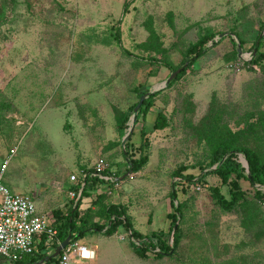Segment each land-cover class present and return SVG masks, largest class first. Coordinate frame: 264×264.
Listing matches in <instances>:
<instances>
[{
	"label": "rangeland",
	"instance_id": "1",
	"mask_svg": "<svg viewBox=\"0 0 264 264\" xmlns=\"http://www.w3.org/2000/svg\"><path fill=\"white\" fill-rule=\"evenodd\" d=\"M206 37L205 54L191 64L189 48ZM263 37L264 0H0L2 183L50 213L78 204L70 193L104 159L115 182L96 184L80 212L88 210L89 227L105 228L79 241L99 246L79 264H264V200L254 191L264 187L240 179L246 201L223 211L211 188L230 200L231 186L213 173L221 163L210 166L223 144L245 169L236 149L264 161V61L253 63ZM186 63L163 87L174 72L165 64ZM145 90L155 92L148 114L124 147L128 130L121 135L117 119L132 118ZM159 113L168 127L154 131ZM127 145L136 158L148 157L139 171L129 173ZM182 167L194 181H180ZM174 185V203L182 204L176 231L168 217ZM110 205L124 207L144 236L172 246L180 232L179 246L163 258L141 257L123 226L107 237Z\"/></svg>",
	"mask_w": 264,
	"mask_h": 264
},
{
	"label": "trees",
	"instance_id": "2",
	"mask_svg": "<svg viewBox=\"0 0 264 264\" xmlns=\"http://www.w3.org/2000/svg\"><path fill=\"white\" fill-rule=\"evenodd\" d=\"M117 41L119 44H121L120 41V31L117 32L116 35ZM211 40V37H206L203 39H200L197 43L192 45L188 52H187V58L191 59V64L196 62V60L200 57H202L205 54V47L207 46L208 42ZM262 41L259 42L258 47L255 46L256 50V59H253V63L258 65L260 61H264V51H261V49L264 46V37L261 39ZM242 46L243 43L241 42ZM126 54V50H124ZM165 67L169 68L172 71H176L178 68H174L172 65L165 64ZM185 73V69L181 71V73L176 77L179 78L181 75ZM175 78V79H176ZM147 94V90L140 91L139 97ZM147 100V101H146ZM138 113L136 124L138 123L139 118L141 115L145 116L148 114V108L151 105V98H147ZM146 106V107H144ZM144 107V108H143ZM118 121V131L121 135H123L126 130L129 129V122L130 117L128 115H123L122 117L117 119ZM168 127V121L166 117L163 114H158L155 122L153 123V130H163ZM142 136H143V142L142 145L148 146V139L146 138L147 132L142 128ZM130 142V141H129ZM129 147V145L126 146V150ZM130 148V147H129ZM235 149V148H234ZM233 150L232 145H220V147L217 149V151L214 154V158L211 161L210 166L220 164L224 157L231 153ZM236 151H240L243 153V155L246 157V161L249 164V171L248 175L245 174L246 169L242 166V164L237 163L233 160L235 153L232 152L233 155L228 156L223 163L213 172L214 174L218 175L223 184H229L231 186V199L227 200L220 192V188H211V192L213 194V198L219 207L223 211H231L233 210L237 205H240L246 201L245 193L242 191L241 186L239 184L240 179L248 180L249 183L252 186H262L264 187V161L260 157L258 153H256L253 150L247 149L246 147L236 149ZM127 155L130 159V166H132L133 171H139L143 166H145L148 162V157H140L139 159L136 158V155H133V153H130L129 149L126 151ZM186 168L182 167L179 169L176 173L177 177L180 179L182 183L185 184V182H192L195 180V176L192 174L184 175L182 172L185 171ZM95 171H88L86 183L81 193V198L79 200L78 204L71 203L68 208H60L52 211V214L55 218V224L58 230V235L56 239L53 241L52 244L46 245L45 239L43 243L39 245L36 252L33 255L25 256L22 260L17 261L13 264H37L39 261L45 259L48 256V253L54 249L57 248V243H62L67 239L68 236L71 237L72 242H77L84 238V236L88 232H92L95 229L100 232L105 227H102L98 225L97 223H93L89 227V212L88 210L85 213L80 212V206H81V200L85 197H89L91 195V192L94 191L93 187L96 184L102 183L101 179L94 175ZM233 173H236V180L229 182L231 176ZM250 176V177H249ZM204 178L198 179L200 183L203 182ZM177 185H174L173 193H171L172 198V213L168 215V217L172 220L173 225H175L178 222V216L182 215V204L176 205L174 201L177 200V191H175V187ZM78 189V188H77ZM255 196L261 198L264 200V193L261 190L255 189ZM72 202V201H71ZM104 213L107 216V219L109 220L110 224L109 227L105 231V235L113 236L117 229L121 226L125 228L126 231L131 233V237L134 239V243L132 244L134 246V249L137 254L141 257H148L149 254L155 256L156 258H163L164 256H169L171 253H174L175 249L179 246L181 241V235L180 232H175L173 234V245L170 246V244L166 241H163L158 237V235H143L136 231L133 228V224L131 222L130 217L127 215L126 210L122 206L118 205H110L108 207L104 208ZM116 218V219H114ZM173 231V229H172ZM58 262V258L52 259L50 262L46 264H56ZM7 264V263H5Z\"/></svg>",
	"mask_w": 264,
	"mask_h": 264
},
{
	"label": "built area",
	"instance_id": "3",
	"mask_svg": "<svg viewBox=\"0 0 264 264\" xmlns=\"http://www.w3.org/2000/svg\"><path fill=\"white\" fill-rule=\"evenodd\" d=\"M105 169L104 159H99L95 163L94 175H97L102 182L114 183V175H109ZM2 173H0V258L7 264H13L25 256L33 255L39 245L43 243L44 237H46V245L52 244L58 235V230L52 211L50 213L39 211L32 198L11 192L2 183ZM105 174L107 175L104 176ZM86 178L87 175L84 176V181L81 183L78 192L70 193L72 200L79 202ZM71 180L74 182L75 176ZM57 244L58 247L61 243L58 242ZM55 249H52L48 256ZM90 254L91 249L89 247L79 241L72 242L71 240L60 255L56 257L58 258L56 264H78V261L88 260L87 256Z\"/></svg>",
	"mask_w": 264,
	"mask_h": 264
},
{
	"label": "water",
	"instance_id": "4",
	"mask_svg": "<svg viewBox=\"0 0 264 264\" xmlns=\"http://www.w3.org/2000/svg\"><path fill=\"white\" fill-rule=\"evenodd\" d=\"M226 34H223V35H220L219 38H223L225 37ZM260 42V41H259ZM259 42L256 44V47H258L259 45ZM237 53H238V57L239 58H242L243 56V48L240 44V42H237ZM188 66V63L184 64L182 67L178 68L176 71L172 72L171 75L169 76L168 80L166 81L165 85L163 87H166L167 85H169L171 82H173V80L181 73V71ZM155 92H149L147 93L146 95L142 96L140 98V101L139 103L136 105V107L134 108L133 110V115H132V118L130 119L131 123H130V126H129V129H128V133L126 134V136L124 137V141H123V146L125 147V143L128 142V139L131 137V135L133 134L134 132V129H135V126H136V120H137V116H138V113L140 111V108L143 104V102L149 98V96L151 94H153ZM126 153V151H125ZM126 156L127 153H126ZM226 159V157H224V159L222 160L221 163L224 162V160ZM244 160H245V163H246V169L247 171H249V164L247 163L246 161V157H244ZM130 170H129V173L131 172L132 170V166H130ZM250 177V176H249ZM177 229V224L175 225L174 227V231H176ZM71 241V237L68 236L67 239L65 241H63L55 250L54 252L47 256L45 259L41 260L38 264H46L48 262H50L52 259L58 257L60 255V253L62 252V250L70 243Z\"/></svg>",
	"mask_w": 264,
	"mask_h": 264
},
{
	"label": "crops",
	"instance_id": "5",
	"mask_svg": "<svg viewBox=\"0 0 264 264\" xmlns=\"http://www.w3.org/2000/svg\"><path fill=\"white\" fill-rule=\"evenodd\" d=\"M73 189H74V188H73ZM108 237H110V236H108ZM79 241H80V240H79ZM93 241H96V238H95ZM84 245H86V244H84ZM86 246L89 247L90 249H91V247H92V248H97V250H98V247H99V246H97V244H95V245H94V244H93V245L91 244L90 246H88V245H86ZM100 246H101V245H100ZM99 249H100V248H99ZM99 251H101V250H99ZM101 252H102V251H101ZM79 262H80V261H78L77 263L79 264ZM81 263H82V262H81Z\"/></svg>",
	"mask_w": 264,
	"mask_h": 264
}]
</instances>
